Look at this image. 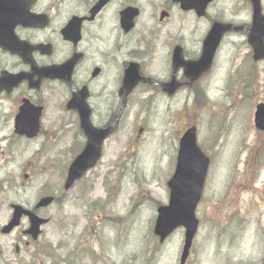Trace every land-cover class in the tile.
I'll return each mask as SVG.
<instances>
[{"label":"rangeland","instance_id":"rangeland-1","mask_svg":"<svg viewBox=\"0 0 264 264\" xmlns=\"http://www.w3.org/2000/svg\"><path fill=\"white\" fill-rule=\"evenodd\" d=\"M164 1H141L148 28L154 26L152 18L158 19L156 4ZM233 8L239 20L248 22L244 0H215L209 14L217 17L218 10ZM208 20L197 22L173 8L166 31L193 30L194 37H188L193 41L186 47L196 57ZM170 44L164 35L144 68L146 74L168 77ZM247 52L243 37L232 38L222 47L211 74L192 91H180L172 98L161 99L158 92L137 89L129 98L120 128L105 147V157L68 193L62 190V168L68 166L69 153L52 138L58 136L53 128L74 123L61 109L63 101L53 104L45 116L42 137L2 141L0 227L10 217V204L33 206L45 189L54 192L58 201L41 213L50 222L38 241L43 254L48 249L54 258L30 251L16 255L14 234L0 235V264H35L41 257L40 264H179L184 231L178 229L158 245L152 236L153 203H167L166 182L174 171L178 141L190 125L198 128V143L210 155L211 169L196 211L199 229L187 264L260 263L264 256L263 193L250 192L244 167L255 161L258 170L264 164V144L255 147L253 129L255 102L264 100V65L250 66ZM148 96L154 97L153 102L146 101ZM8 109L4 103L0 116L8 115ZM11 113L13 118L15 111ZM3 136H10L9 128L3 129ZM25 175L28 181H22ZM260 181H264V171ZM15 183L24 184L25 190H11ZM91 187L93 192L83 196ZM98 199L104 211L91 206Z\"/></svg>","mask_w":264,"mask_h":264},{"label":"flooded vegetation","instance_id":"flooded-vegetation-1","mask_svg":"<svg viewBox=\"0 0 264 264\" xmlns=\"http://www.w3.org/2000/svg\"><path fill=\"white\" fill-rule=\"evenodd\" d=\"M99 1L75 0L72 4H68L69 2L66 0H38L30 5V14L37 17L44 16L45 20L47 18V23L39 28L17 27L15 29L18 39L26 42L28 47L34 48L30 51L32 58L29 57L28 53L24 54L29 64L25 63L23 59L0 49V75L6 72L11 75L22 73L26 76L16 86L0 93V110L4 103L9 107L8 115L0 116V126L2 125L0 133L4 128L10 129V136L0 137V143L2 141L14 143V140L17 139L14 133L15 125L13 126L12 111H15V115H17L20 108L28 103L42 108L44 118L51 111L53 104L63 101L61 109L76 119L75 123L71 121L75 125L53 128L58 136L52 138L59 142L64 152L68 151L69 156L78 154L86 145L87 139L79 126L77 111L66 110V104L72 97L73 91L78 93L86 90L87 98L85 101L91 114L90 121L95 128L103 130L113 123L114 109L117 100H119L118 93L122 83V72L130 63L139 64L142 75L153 83H167L172 78L171 73L165 78L162 77L163 75L152 77L144 72V68L148 67V62L153 58L164 35L171 41L170 58L168 55L170 69L173 51L178 46L181 47L184 59L187 61L197 58L186 47L188 43L193 41V39H188V37H194L193 30L181 29V32L174 31L172 33L166 31V27L169 26L172 18L173 8L179 9L172 0H165L156 4L158 19L155 22V19L152 18L151 21L154 22V26L150 28L143 23L146 11L141 4L142 0H109L93 14V10ZM245 5L248 9L246 13L247 15L251 14V19L252 7L247 1ZM261 6L264 13L263 0H261ZM129 10H135L137 15L132 21V29L126 31L129 25ZM225 11L226 9L218 10V20L235 25L249 26L250 22L239 20L235 8L229 12ZM126 12L127 15H125ZM186 14L194 15L193 13ZM207 17L208 14L205 18H196V20L202 21ZM25 18L29 17L26 16ZM73 19H75L74 24L70 25ZM64 30H66V36L70 40H66L62 35ZM184 33H188V36ZM232 36L234 34L226 36L222 43L225 44L230 41ZM202 40L199 42V50ZM69 62L74 63L71 70V84L65 81V65ZM260 64H264V61ZM31 65L37 69L36 72L32 71ZM50 68H59L55 70V74L60 77L59 79L45 78L40 73V70ZM94 73H96L95 76H93ZM0 78V82H2V77ZM179 80L184 82L180 75ZM142 87L146 90L156 91L155 88H152L153 85ZM159 92L165 95L162 91L159 90ZM259 103H264V100L255 102L253 116ZM253 129L257 135L254 145L259 148L260 144H264V131H257L254 124ZM44 134L48 135L50 132ZM112 137L113 134L106 139L104 146ZM259 155H261V151ZM257 164V162L251 161L250 191L254 195H259L262 192L264 199V181H260L264 164L258 170L256 169ZM258 188L261 189L258 190ZM27 229L28 226L20 232L24 246H16L14 252L16 255H20L23 251H30L40 257L44 251L38 245V240L33 241L25 234ZM16 243L20 245V238H17Z\"/></svg>","mask_w":264,"mask_h":264},{"label":"water","instance_id":"water-1","mask_svg":"<svg viewBox=\"0 0 264 264\" xmlns=\"http://www.w3.org/2000/svg\"><path fill=\"white\" fill-rule=\"evenodd\" d=\"M107 0H102L93 10V14L102 6ZM180 3L183 11H194L197 16L202 17L205 14L207 6L213 0H175ZM254 6V19L251 30L247 31L248 42L254 48L256 57L260 59L264 55V18L260 16L259 0H250ZM22 0H0V48L8 50L14 54H20L21 44L14 36V28L17 24L28 26V23L17 21L21 18H15V12ZM15 8V9H13ZM129 21L136 15L135 10H129ZM127 15V12L126 14ZM74 20L70 25L74 24ZM131 23V22H130ZM229 30H243L242 28H234L230 25L215 23L211 27L208 35L206 36L201 57L196 62H184L182 54L179 49L174 52L173 70L179 68L184 69L185 76L191 83L196 81L200 76L207 73L212 65L214 54L220 44L223 35ZM71 66L67 70L66 81L69 82V74ZM53 73V71H52ZM150 83L140 77L138 67L131 65L125 72L123 86L120 94L122 96V107L120 112L123 111L128 95L140 83ZM163 90L168 92L169 95L173 94L180 86L175 81L168 85H161ZM81 94H74L73 99L68 105V108H76L79 110L81 126L84 129L88 143L85 150L74 161L69 170V178L67 180L66 189H68L73 182L78 180L83 173L92 167L100 154V145L102 140L109 135L112 127L105 131L94 130L88 120V108L84 104L78 105ZM84 98V96L82 97ZM83 100V99H82ZM27 109L34 110L30 114ZM24 111V112H23ZM40 109H33L26 105L21 108V111L16 120V132L18 134H25L26 136L33 137L39 128ZM264 120V106H259L256 113V125L260 129H264L262 121ZM115 126V124L113 125ZM208 168V159L202 154L201 150L196 144L195 128L188 129L179 143V152L177 158V166L173 177L168 182L170 190L168 206L158 209V217L154 227V234L159 237L160 242H163L175 229L183 227L185 233V245L183 254L181 256V264H184L191 246L192 239L197 231L198 221L195 218V210L200 201L203 184ZM51 198L42 199L36 208L46 207L51 203ZM15 213L12 221L10 222L7 231L11 230L14 226L18 225L19 219L22 214L28 216L31 224L28 233L36 236L39 233V226L46 221L36 218L33 214L24 211L20 207H14ZM264 264V261L263 263Z\"/></svg>","mask_w":264,"mask_h":264},{"label":"bare ground","instance_id":"bare-ground-1","mask_svg":"<svg viewBox=\"0 0 264 264\" xmlns=\"http://www.w3.org/2000/svg\"><path fill=\"white\" fill-rule=\"evenodd\" d=\"M214 65H216V62H214V63H213V67H214ZM210 74H211V72H210V73H208L207 75H210ZM207 75H206V76H207Z\"/></svg>","mask_w":264,"mask_h":264}]
</instances>
